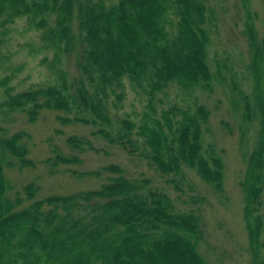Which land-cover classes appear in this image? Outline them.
<instances>
[{"label":"trees","instance_id":"1","mask_svg":"<svg viewBox=\"0 0 264 264\" xmlns=\"http://www.w3.org/2000/svg\"><path fill=\"white\" fill-rule=\"evenodd\" d=\"M208 13L204 0H0V27L26 17L40 31L42 48L53 53L44 62L58 74L55 84L18 93L6 80L7 99L1 106L26 114L30 123L43 110L74 115L58 119L96 128L93 136L130 156L139 153L164 175L179 176L189 167L221 194L223 159L204 152L208 109L198 103L194 112L179 105L159 107L160 94L171 84L210 90L215 77L207 62ZM246 35L259 68L264 54L253 24ZM64 56L74 57L79 72L72 83L61 66ZM259 69L261 80L264 67ZM126 81L146 96L138 120L112 115L111 109L122 108ZM240 93L251 122L250 100ZM262 104L260 137L248 175L240 182L256 264H264V100ZM27 137L25 132L9 136L0 128V264H210L200 250L205 239L200 211L180 210L165 190L149 179L130 178L117 164L73 172L96 179L107 174L97 189L36 200L40 187L31 182L11 198L5 167L36 166L24 144ZM67 143L82 153L101 152L83 136H70ZM52 154L43 163L53 169L81 162L56 146Z\"/></svg>","mask_w":264,"mask_h":264},{"label":"rangeland","instance_id":"2","mask_svg":"<svg viewBox=\"0 0 264 264\" xmlns=\"http://www.w3.org/2000/svg\"><path fill=\"white\" fill-rule=\"evenodd\" d=\"M204 1L209 9L206 24L210 37L207 62L215 77L211 88L196 87L188 91L171 84L164 95L160 94L162 103H159V107L179 105L194 112L195 103H198L208 109L210 115L204 125V152L223 159V193L214 192L189 167H183L179 176L164 175L138 156L139 153L130 156L122 148L93 136L96 128L77 123L65 124L58 119L60 116L73 118L74 115L43 110L37 121L30 123L26 114H12L1 106L7 99L6 88L2 85L6 80L15 93L46 87L58 80V74L50 68L49 63L44 62L45 58H53L52 51L42 48L40 31L23 17L0 27V128L9 136L17 132L29 135L24 139V144L29 147L30 158L36 166L25 169L5 167L7 182L12 186L9 191L11 198L31 182L40 187L36 200L55 194L69 195L97 189L107 174L96 179L80 178L73 172L99 170L117 164L127 171L130 178L149 179L154 187L165 190L176 200L180 210L200 211L205 231L200 250L210 264H256L245 226L243 209L246 203L240 182L248 175L250 155L260 137L262 125L260 109L264 100V78L259 80L257 75L264 64L259 63L257 67L255 50L246 29L253 24L264 54V0ZM61 66L68 72L71 83L79 77L74 57L64 56ZM125 85L126 97L122 108L111 109L112 115L118 118L129 115L138 120L144 111L146 96L135 93L128 81ZM240 91L250 100L251 116L254 118L251 122L245 117V102ZM70 136L90 139L101 152L73 150L67 143ZM54 146L67 156L79 157L80 164L53 169L43 163L53 156ZM9 161L15 162L14 159Z\"/></svg>","mask_w":264,"mask_h":264}]
</instances>
